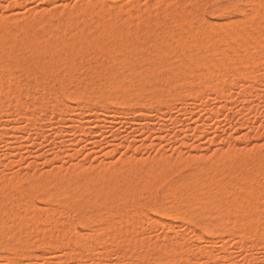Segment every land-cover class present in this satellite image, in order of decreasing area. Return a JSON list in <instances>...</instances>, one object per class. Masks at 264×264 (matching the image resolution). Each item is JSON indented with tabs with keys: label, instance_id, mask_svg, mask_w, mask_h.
Instances as JSON below:
<instances>
[{
	"label": "bare ground",
	"instance_id": "1",
	"mask_svg": "<svg viewBox=\"0 0 264 264\" xmlns=\"http://www.w3.org/2000/svg\"><path fill=\"white\" fill-rule=\"evenodd\" d=\"M87 2L88 4L83 2L85 5H82L83 3L80 4L78 8L80 13L77 11L78 14L75 12L76 8L74 11L73 8L63 7L66 9L62 8L64 11H62L63 15L62 17L60 16V21L54 20L58 15L56 11H53V13L50 11L33 13L23 20L7 16L1 18L0 75L11 72L13 69L19 70L29 79V83L37 85L35 86L37 88L21 92L19 90L20 80L17 79V75L15 76V72H12V74L10 73L13 75L10 79L12 83L0 84V102L4 99L32 101L37 102L34 107L36 109V107L40 108L42 106L45 108L44 106H48L47 104L50 102L58 105V100L62 96L68 100L75 101L78 104L76 109L80 110L81 108L82 113L84 112L82 107L85 108L87 114L88 112H94L96 109L98 110L99 106L103 105L101 104L102 101L107 104L109 109H113V112H117L120 107H125L129 110L130 107L133 108L140 105L145 107L143 104H148L149 102L157 103V105L162 107V104L171 105L176 103V99H178V102L183 101L186 96L188 99L191 97L195 98L194 100L200 98L201 101L203 100L202 102H205L201 96V92L205 89H211L216 94L218 93V98H226L228 88L232 87L235 75L240 78L250 77V80L257 81L260 76L259 71H257L260 70L259 65L261 64V68L264 67L262 66L264 64V0H252L249 2L247 0L244 4L237 2L231 4V1L228 7L213 8L214 12H221L227 16L240 15V18L237 17L235 20L230 18L233 20L229 19V21L224 22V19L220 23L218 21L220 25L206 21L204 9L201 8L203 3H206L205 1L203 3L200 2L202 4L201 7L200 3L196 4L195 2L196 5H190L191 7L183 8L180 11H178V8L176 10L164 4L165 8L162 9L160 17H158L159 15H156V17L151 15L143 16L139 12L140 15L136 16L138 18L136 20L133 18L137 13L133 15V13L128 11L127 17L124 18L121 9L116 11H114L115 9H109L111 4H108L107 9L105 8L106 2L99 3L98 1L96 3L97 1H93L95 4L92 1V3ZM95 9H97L96 14H94ZM253 9L254 11H252ZM61 10L59 11L61 12ZM111 16H115L114 22H111V20L107 21ZM78 19H81L83 23V27L79 28L80 30H78ZM221 23L224 24L221 25ZM79 25L81 26V24ZM244 43H255L258 47L255 50L248 48L250 51L243 49L244 51L241 50V52L239 47ZM21 52L27 55L23 56L22 54L23 57L18 58L17 54ZM91 58L94 59L93 62H91ZM83 62L90 63H87L88 66L83 64L84 67H81V72L75 71L78 63L82 64ZM255 69H257L259 76H256ZM49 78L51 80H59V82L62 78H67L71 80L72 84H63L56 87L55 80L53 82L54 85H52L53 83L50 84L51 82L48 83ZM153 79L159 80V83H154ZM243 92L246 91L244 90ZM182 96H185L184 99H179ZM67 104L69 105L70 102L66 103L65 106ZM65 106L64 108L68 107ZM101 107L102 110L105 108L108 110L107 107ZM101 107L99 108L100 110ZM34 109L24 114L26 118L28 116V119L35 124L38 121L35 122L37 118H35L36 111ZM23 112H20L21 114L18 113V115H24ZM4 113L6 115L12 114L9 112ZM4 113L1 114V117H4ZM58 114L61 115V111L57 112ZM6 115L5 117L8 116ZM18 115L16 114V116ZM65 117L64 115L62 119ZM7 118L10 119L12 117ZM34 118L35 120H33ZM69 119L72 120L71 117ZM32 123L30 124L31 126L34 125ZM4 127L6 128V126ZM80 127L82 128V126L78 127L79 130ZM4 131L7 130H0V138L7 133H3ZM61 131L56 133V137L59 134L61 136L64 135V131L62 133ZM80 131H84V129ZM75 133L78 135V132ZM258 149L256 151H249L243 148L229 149V151L226 149L227 151L225 152L223 150L220 153H214L209 163H202L200 160H196V156L185 160H183L184 158L176 160L177 162L172 160L171 162L169 158H166L167 155L162 156L161 154V158L158 156V159L154 157L156 159L143 160V162L127 159L113 163L111 166L106 165L108 167L104 165L103 169L98 171L97 174L90 173L89 168L86 170V168L81 166L83 164H78L70 168V170L68 169L67 173L62 172L61 168V170L59 169L60 172L56 170L53 174L49 172L47 173L49 175L44 174L40 177L32 174V176L28 174L25 177L26 174L25 178L22 177L28 182L25 187L20 186L21 182L17 180L20 178L11 177L12 179H8V183L5 182L7 180L5 179L2 185L0 184V252H6V259L11 263L17 258H21V260L22 258H29L32 261V257L35 258V256L30 253L27 246L29 244L28 240H25V238L17 240L15 230L17 228L21 230L22 228L23 232L25 230V233L30 236L32 234L34 238L35 233L33 234V232H39L41 226L42 228L45 226L42 225L44 224L43 221L51 218L53 210L50 211L49 209L58 205L61 208L58 212L61 214L62 209L69 210L71 208L73 210L72 208H74L75 210L79 208L81 203L83 204V202L92 199L104 203L102 207L103 213L90 216H87V214L80 218V223L98 232L97 236L94 235L92 237L93 244H87L88 240L83 243L84 240L82 241V238L88 236H84L83 231L82 234L74 235L75 231H78L76 224L71 223L69 220L67 222L66 216L62 218H66L65 224H62L63 221L61 220L62 225L56 219L63 226L62 229L64 228L65 234L56 237L55 245L56 247L66 245L69 248L67 249L69 251L65 252L68 255L67 260H69V263L79 259V262L85 260L84 264H86L87 258L81 259L85 254L81 255V257L77 255L79 247H83V251L86 248L87 253L94 255L95 252L93 251L97 248H94L95 242L99 243L107 240H111L116 244L117 252L115 255L117 254L118 257L121 256L120 253H127L131 249L132 251L130 252L133 253L135 249H143L142 253L139 252L141 256L138 258L133 257V259L137 258L135 264H139L141 259L151 255L156 259L154 261L155 264L173 263L172 259H170V253L173 248L171 249L165 245L166 247L163 250L161 247L152 246L153 248H151L147 246L143 240L136 239L138 235L133 230L134 225L130 227L133 231L131 229L128 230L126 226H123V223L120 227L112 226V220L115 221L117 219L114 213L119 209L124 212H121L123 214L117 220L122 218L121 222L126 220V225H129L128 223L131 224L133 218L131 217L132 219L129 221L126 216L130 212L133 213L132 210L137 212L141 205L146 206L142 203V198L143 200L144 198L148 200L147 206L149 209L154 207V212L163 213L170 217H180L185 223L198 224L200 217L205 215L204 234L200 236L202 240L216 233L217 225L210 223L209 220L212 217H218L223 226L225 223L232 221L234 223L233 230L236 232L235 235L243 237L246 242L252 239L251 242L254 245V242H258V238L261 239L262 232L259 231V227L261 230L264 227L261 225L263 216L262 210L259 208L260 203H263L264 200H262L264 198V188L262 190L264 151L262 152ZM197 158L200 159L201 156H197ZM191 162H196V168L189 177L171 181V176L177 170V166L188 165ZM120 184L123 186L119 187L118 185ZM162 185L166 186V188L161 193L163 194L162 199H159L157 191L159 188L161 189ZM37 192L43 193L40 197L49 207V209L46 208L45 213L38 209V205V210L34 208L36 204H33L34 201L31 199ZM11 198L16 199L14 204L16 205L18 202L23 212L20 209L15 212H7L5 210L6 201L8 202ZM146 200H144V203ZM168 200L171 202L169 206L167 205ZM197 201L203 205V208L201 207L199 210V208L188 207L189 204L197 203ZM10 205L11 202L9 203V208ZM9 210L11 211V209ZM39 210L42 213L37 212ZM136 214L138 220V217L142 216V214ZM125 217L126 219H124ZM25 219L26 221L23 224L22 221ZM9 221L12 224H9ZM56 221L52 222L54 227L59 225ZM59 229H61L60 226ZM132 232L135 233L136 237L133 236ZM140 233L143 232L140 231ZM42 234L43 232L38 235H41L42 238ZM189 234H185L180 240L182 242L187 241ZM29 235H27V238H31L28 237ZM46 236L48 235L46 234ZM139 236L142 235L140 234ZM38 237H35L37 241ZM48 237L44 236L42 241H40V238L39 243L42 242L43 245L49 244L51 238L50 236ZM168 239L171 238L166 237L167 241ZM90 240L91 237L89 238ZM240 240L242 241L241 238ZM37 241L34 242L36 243ZM244 242H241L243 243L241 247L245 248ZM156 245L160 246V243ZM263 245L261 244V246ZM247 246L249 245L247 244ZM76 248L77 250H75ZM78 251L80 252L81 250ZM96 251L99 254V251ZM189 252L190 250L187 249L181 254V262L191 261ZM2 256H5V254ZM135 256H138V254H135ZM123 258L126 257L123 256ZM35 259L31 263H35L38 260V258L37 260ZM16 262H18V259L13 264H16ZM18 263L23 264V261ZM131 264H134V262Z\"/></svg>",
	"mask_w": 264,
	"mask_h": 264
},
{
	"label": "rangeland",
	"instance_id": "2",
	"mask_svg": "<svg viewBox=\"0 0 264 264\" xmlns=\"http://www.w3.org/2000/svg\"><path fill=\"white\" fill-rule=\"evenodd\" d=\"M87 1L89 2L97 1L96 3H98V1L99 3L106 2L107 5L105 8L107 9H108V4H111L110 6L111 8L109 7V9L112 10L115 9L114 11L121 9V11L123 12L122 16L124 18L127 17L128 11L133 13V15L137 13L133 18L135 20L138 19L136 16H138L139 12L143 14V16L151 15L152 17H156V15H159L158 17H160L161 16L160 14H162L163 11L162 9L165 8V5L167 7L169 6L173 7L176 10L179 9L178 11H180L183 8L186 9L200 2L203 3L205 1L206 3H203V7H201L202 4L200 3V7L204 9L206 21L220 25L219 24L220 21L223 22V20L225 19L224 22H227L229 21L230 18H233L235 20V18L237 17L240 18V15L233 14L231 16H227L226 14L221 12H214L215 8L218 7L222 8L219 5V3H221V5H226L225 7H228L231 1H232L231 4L233 2L244 4L246 3L247 0L245 1L244 0L242 1L241 0H230V1L229 0H210V1L209 0L208 1L207 0H0V20L3 16H7L9 18H15V19L18 18L20 20H23L25 17L32 15L33 13H41L45 11L46 12L50 11L53 13V11H56V14H58L57 16L59 17L55 15L57 19L55 17L54 20L60 21L63 15L62 11H64L67 7L69 9L73 8L74 11L76 8L77 10L75 12L78 14L79 12L78 8L80 7V4H82L83 2L84 3L86 2V4H88ZM249 1L252 0H248V2ZM95 2H93V4H95ZM84 3L82 5H85ZM213 4H215L216 6L209 7V5H213ZM59 10H61V12ZM94 11L93 13L96 14L97 9H95ZM252 11H254V9ZM112 17L113 16L109 17L108 18L109 20L107 19V21L111 20V22H114L115 16L113 18ZM78 21H79L77 22L79 26L78 30H80L79 28L83 27V23L81 19H78ZM79 24H81V26ZM222 24L224 23H221V25ZM257 47L258 46L255 43H244L241 47H239L241 48L239 50L244 51L245 49H247L248 51H250L251 49L253 50L257 49ZM22 54L23 56L27 55L21 52L17 54V57L22 58L23 57ZM93 61L94 59L91 58V62ZM84 62L82 64H79L80 63L79 62L78 63L79 66L77 65V67H75V71L81 72L82 69L81 67H84L83 64L85 66H88L87 63H90V62H86V63ZM262 66H264V64H262ZM259 67L260 70H257ZM259 67L255 69V74L256 73L258 74L257 71H259L260 73V76L259 74L258 75L256 74V76L260 77V78L258 77L259 79L257 78V81L250 80L249 79L250 77L240 78L238 75L235 76L233 75L235 78L233 80L234 86L232 85V83H231L232 87H229L230 85L228 86L229 90L227 92L226 98L223 97H222L223 99L218 98L217 96L218 93L216 94V92L211 89H205L204 91L201 92V96L204 98L205 102H202L203 100L201 101L200 98L194 100L195 98L191 97L190 99H188L187 96L186 97L182 96L179 99L183 100L185 97V100L178 102V99H176L177 101L174 100L176 101V103H172V102H171L172 104L169 103L171 105L162 104L161 107L160 105H157V103L155 104L154 102H149L150 103V104L148 103L149 105L143 104L145 105V107L140 105L142 108L140 106L133 108L130 107L129 110L126 109L125 107H120L118 108L117 112L116 111L113 112V109H109L107 107V104L102 101L103 103L101 102V104L103 105L101 106H103V108L107 107L109 111L106 108H105L106 110L104 109L105 110L104 111L102 110V107L99 106V108L101 107V110L98 108V110L96 109L94 112H88L87 114L85 112V108L82 107V110L84 109L83 110L84 112L82 113L81 108L80 110L76 109L78 104H76L75 101H71L70 99L68 100L67 98L62 96H60L62 99L60 98L61 100L60 99L58 100L59 101L58 105L57 103L50 102L49 104H47L48 106L46 105L44 106L45 108H43L42 106L40 108L36 107V109H34V107H35V103L37 102H32V101L26 102L25 100H21V99H17L15 101L4 99L2 102H0V119L2 118L0 120V130L5 129L7 131H4L3 133L5 132L7 133L5 134V136L2 133L3 137L0 138V184L2 185V182H4L5 179H7L5 180V182L8 183L9 182L8 179L14 177V178H20L17 179L20 180L21 182L20 186L25 187L28 182L27 180L22 179V177L25 178L28 176V174L29 175L32 174L33 176L35 175L36 177H40L43 176L44 174L49 175L47 174L49 172L50 174H53V172L54 171L56 172V170L60 172L59 169L61 170V168H62L61 170L62 172L67 173L70 170V168H73L75 167V165L78 164L80 165L83 164L81 166L83 168H86V170L87 168H89L88 170H90L89 171L90 173L93 172V174H97L98 171H101V169H103L104 165L111 166V164L113 165V163L115 164L121 160H127V159L134 161L136 160L135 162L137 161L143 162V160L149 161L151 159L152 160L156 159L154 157H157L158 159L159 158L158 156H160V154L162 156L167 155L166 158L167 159L169 158V161L171 162L172 160L174 162H177L178 160H181L183 158H184L183 160H185L186 158L188 159L191 158L192 156L194 157L196 156V160L198 161L200 160V162L202 163H209L212 157L214 156V153L215 154L220 153L223 150L225 152L227 150L229 151V149L233 150V149L243 148L246 150L248 149L249 151H254V150L256 151L258 148H260L258 150L263 152L264 151V67L261 68V64L259 65ZM12 72L13 73L15 72V76L17 75L16 76L17 79L20 80V84H19L20 87L19 86L18 87L21 92H23L24 90L25 91L31 89L35 90V88H37L35 87L37 85L35 84L32 85V83H29V79H27L19 70L13 69V71L11 70V72L9 71L8 73L12 74ZM8 73L0 75L1 78L0 81H2L3 79V81L0 82V84L12 83L10 79L13 75L10 74L9 76ZM2 75L4 76V78ZM154 79H153V82L155 81L154 83H159V80L156 79L157 80L156 81ZM54 80L53 79L51 80V78H49L48 83L51 82L50 84H52L54 82L55 86L57 85L56 87H59L60 85L63 84L68 85L69 83H71V80L67 78L66 79L62 78L60 82L59 80L56 79ZM54 83L52 85H54ZM39 86L41 85L39 84ZM244 90L246 92H243ZM198 100L201 102H199ZM69 102L70 104L69 105L67 104L68 107L65 106L66 103ZM64 106L67 108H64ZM32 109L36 111L35 118L37 119L35 120L34 118L33 120H35V122L36 121L38 122H36L35 124L34 122L32 123L28 119V116L26 118L24 114L25 112H30ZM56 111L58 113L59 111H61L63 116L62 114L57 115ZM1 112L2 113L9 112L12 114H7L8 115L7 116L4 113L3 114L4 117H1L2 114ZM20 112H23L24 115H18V113L21 114ZM16 114L18 116H16ZM5 115L7 117H12V118L9 119L5 117ZM59 115L60 117L61 116L62 117L60 118ZM64 115L66 116L65 117L66 119L64 118L65 120L62 119ZM67 117L69 118L71 117L72 120L75 119L78 120L72 121ZM31 123L32 125L33 124L34 125L31 126L30 125ZM4 126H6V128ZM77 126L78 127L82 126V128L80 127V130L84 129V131H80ZM77 128L80 131V133L81 132L84 133L80 134L79 131L76 130L75 132H78L77 135L74 132V130ZM61 130L64 131V135L62 136L60 134H59L60 136L57 135V137L60 138L58 139L56 137V133L60 132ZM63 131H61V133ZM197 156L198 157L201 156V158L199 159L197 158ZM202 156H204V158H202ZM208 157L210 158L208 159ZM177 167H178L177 170L171 176L172 179L171 181H177L189 177L196 168V162H191L188 165L183 164L182 166L180 165ZM65 169L66 171H64ZM263 184L264 181L262 182V190L264 188ZM118 186L122 187L123 185L120 184ZM165 188L166 186L162 185L161 189L160 188L158 189L157 197L159 199H162L163 194L161 193L164 192L163 190ZM42 195H43L42 192H37L36 195H34L33 199L31 200L35 202V203L33 202V204H36L34 205V208L36 210L41 209L42 212L44 211L43 213H45L46 212L45 210L49 209V207L47 204H45V201L42 200V197H40ZM263 199L264 198H262V200ZM12 200H14V198H11L8 202L6 201L5 203L6 207H4L5 210H7V212H15L18 211L19 209L21 210V207L19 206L18 202L16 203L17 207L14 204L16 202V199L13 202ZM144 200L146 199L144 198ZM144 200L142 198L141 201H143L142 203L146 205L145 207L144 205H141L140 207L141 209L139 208L137 212L135 210H132L133 213L130 212L128 215L129 217L126 216L129 221L130 219L133 218L131 224L128 223L130 226L126 225L127 224L126 220L121 222V220H123L122 218H120V220H117L119 217L122 216L123 213L121 214V212H124L122 209L115 211L116 213H114V215L115 217H117V219H115V221L111 219L112 226L114 225V227H120V225L122 226L123 223V226H126L128 230H130L131 225L132 226L134 225L137 227L136 228L133 226L134 228L133 230L135 231L136 235H138L136 239L140 241L143 240L147 246L151 248L161 247L163 250L166 246H168L171 249L173 248L174 250L172 249V252L170 253V259H172L171 261L173 262L171 264H264V245L261 246V244H264L263 242L264 200L263 203H260L261 205L259 207L260 210H262V216H263V221L261 222V225L263 227L262 230L259 227V231L262 232L260 237L261 239L263 238V240L259 238L258 240L256 239L258 242H254L255 241L254 240L253 241L254 245L251 242L252 239L246 242L243 237L239 235H235L236 232L233 230L234 223L232 221L225 223L223 226V224H221V220L218 217H212L209 220L210 223L212 224L214 223L215 225H217L216 233L208 236L207 239L205 238L204 240H202L200 236H203L204 234L203 225L206 220L205 215H202L200 217L198 224L187 223V222L185 223V221L180 217H170L163 213L159 214L154 211H151L149 213L148 211L149 207L147 206L148 200H146L145 203ZM10 202L11 205L9 208ZM99 202L92 199L83 202L84 205L81 203L79 208L75 210L74 208H72L73 210H71V208H69V210L62 209L61 211V214L63 213L62 216L58 212L59 210H61V208L58 205H55L54 207L49 209L50 211L53 210L51 218H47L46 221H43L44 224L42 225H45L47 227L44 226L45 227L44 229V227L42 228L41 226V230L39 232L37 233L33 232V234L35 233L34 238L38 237L39 233L41 234L43 232L42 238L40 235L38 237V241L36 238L35 239L33 238L32 234L30 236L29 234L25 233V230L23 232L22 228L21 230L20 229L18 230L17 228L15 230L16 239L21 240L22 238L23 239L25 238V240H28L29 244H27V246L30 250V253L33 256H35V258L36 257L38 258L37 260V258L35 259L34 257H32L31 259L32 261H30L29 258H24V259L22 258V260L21 258H17L18 262L23 261V264H35V263L36 264H71L74 261L72 264H76V263L84 264L85 260L79 262V259H77L76 261L75 260L70 261L69 263L68 262L69 260H67L68 255L65 254L66 251H69L67 250L69 248L66 245L56 247L55 241L57 239L56 238L57 236L59 237L62 234L63 235L65 234V231L63 230L64 228L62 229L63 226L61 225L65 224V220L67 218L66 220L67 222L70 221L71 223L76 224L78 231L76 230L74 235L76 234L79 235L78 233L82 234L84 232L83 233L84 236L85 235L88 236H86L87 239L86 237L82 238V241L84 240L83 243L84 242L86 243V241L88 240L87 244L88 243L89 245L93 244L94 241H92V237H94V235L97 236L98 232H95V230H93L92 228L90 229V227L88 228L87 226H83L80 223V218L84 217L87 214H88L87 216H90V215H98L99 213L100 214L103 213L102 207L104 203L101 201ZM169 202L170 201L168 200L167 201L168 206L169 204L171 205V202L170 203ZM37 205L39 206V208ZM188 207L196 208V209L199 208L200 210L201 207L203 208V205L197 201V203L195 202L193 204H189ZM9 209H11V211ZM54 210H56L55 213H53ZM63 211H65L66 213ZM143 211L145 212V214ZM37 212L42 213L40 210ZM134 212L138 214L141 213L142 216L139 214L140 216L138 217L137 220L136 218L137 214L135 213L136 214L135 215ZM58 215L60 216L58 217ZM63 216H66V218L62 219ZM69 217L72 219H70ZM126 217L124 219H126ZM26 219L28 220V218ZM26 219L22 221L23 224L25 223ZM53 219L54 221L58 219L60 221V224L62 221L63 222L60 225L58 221H56L59 225H57L58 227H54L53 226L54 223H52L54 222ZM216 219L219 221H217ZM49 220L51 221L47 223ZM10 223L12 224L11 221H9V224ZM48 224H52V225H48ZM59 226L61 227V229H59ZM136 231L138 232V234ZM140 231L143 232L144 234L140 233ZM45 233L51 238V242H49V244L47 245H43L42 242L39 243L40 238H41L40 241H42L44 236L48 237L46 236ZM135 233L132 232L134 237H136ZM187 233H190L188 240L182 242L180 239ZM140 234L142 236H139ZM27 235H29L28 237H31L33 241L31 240V238H27ZM165 236L171 239H168L167 241ZM90 237H91L90 240L91 242L89 241ZM145 237L146 239L148 238L149 239L146 240ZM240 238L242 239V241L240 240ZM34 241L37 242L35 243ZM244 241L246 242V244ZM241 242H244L245 248L241 247L242 246L241 244H243ZM95 243L96 244H94V248L97 247L95 249L99 251L98 252L99 254H97L96 250L93 251L95 252L94 255L89 254L87 253L86 248L83 251V247H79L78 249L81 250L80 251L81 253L77 250L78 247L75 249L77 250L78 257H81V255L85 254V256L83 255L81 259L87 258L86 264H131L133 262L135 264L137 258L141 256L142 251H144L143 249L140 250L135 249L133 250L134 251L133 253L130 252L132 251L131 249L127 253H123V254L120 253L121 256H119L120 257L119 258L117 254L115 255V253L117 252V246H115L116 244L111 240H107L105 242H99V243L95 242ZM158 243H160V246L156 245ZM256 243H258L257 245L261 247L255 245ZM99 244L101 245L99 246ZM247 244L249 246H247ZM187 249L190 250L189 256L191 261L181 262L180 256ZM3 254H5V256H2ZM135 254L136 255L138 254V256H135ZM65 255L67 256L66 258ZM123 256L126 258H123ZM0 257H1L0 264H4V263L13 264V262L17 260V259L13 260L12 263L10 261H7L6 252H0ZM133 257H137V258L133 259ZM146 257H144V259H141L142 261L140 260L139 264L141 263L147 264L148 262L149 264H155L154 261L156 259L153 255ZM25 259H27V261H25ZM34 259L37 261L35 263H31L34 261ZM18 262H16V264H21Z\"/></svg>",
	"mask_w": 264,
	"mask_h": 264
},
{
	"label": "snow or ice",
	"instance_id": "3",
	"mask_svg": "<svg viewBox=\"0 0 264 264\" xmlns=\"http://www.w3.org/2000/svg\"><path fill=\"white\" fill-rule=\"evenodd\" d=\"M214 6H216V5H215V4H213V5H209V7H214ZM220 6H221V7H224V6H226V5H220ZM153 210H154V207L148 209L149 212H151V211H153Z\"/></svg>",
	"mask_w": 264,
	"mask_h": 264
}]
</instances>
